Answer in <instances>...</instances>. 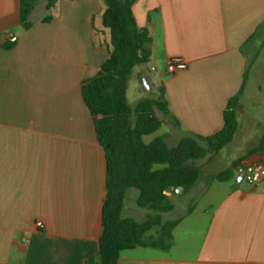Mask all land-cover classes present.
Returning <instances> with one entry per match:
<instances>
[{"label":"crops","instance_id":"crops-1","mask_svg":"<svg viewBox=\"0 0 264 264\" xmlns=\"http://www.w3.org/2000/svg\"><path fill=\"white\" fill-rule=\"evenodd\" d=\"M37 1L23 29L19 0H0V264H84L97 253L106 190L81 86L108 57V29L100 0H56L50 9ZM132 13L151 55L133 67L125 95L131 105L129 95L157 99L163 88L168 111L155 113L167 128L154 137L171 147L214 134L235 94L237 128L197 161L169 247L124 249L117 264H264V180L238 181L235 170L241 160L264 162V0H134ZM172 57L186 67L168 72ZM228 168L227 180L213 179ZM137 196L126 190L121 216L156 222V211L128 205ZM159 235L154 223L143 240Z\"/></svg>","mask_w":264,"mask_h":264},{"label":"trees","instance_id":"trees-1","mask_svg":"<svg viewBox=\"0 0 264 264\" xmlns=\"http://www.w3.org/2000/svg\"><path fill=\"white\" fill-rule=\"evenodd\" d=\"M37 0H19V22L30 27L29 14ZM103 4L102 24L108 29V57L98 72L81 86L82 99L94 124L96 140L104 151L105 198L101 207L102 231L95 256L84 264H117L120 251L135 246L150 245L167 248L171 230L178 219L161 222L136 221L121 216L127 189L138 190L136 203L152 211L168 212L174 207L165 191L171 187L192 188L198 179L199 159L218 152L230 142L236 132L238 94L229 97L222 111V127L210 136H186L174 146H168L161 136L144 142L142 137L161 125L155 110L168 111L160 87L157 99L145 98L133 106L126 99L127 81L134 66L144 65L151 55V39L145 27H139L132 13L134 0H100ZM56 0H47L46 8ZM45 16L42 21H48ZM13 42L5 44L8 48ZM131 115H134L131 121ZM264 145V135L260 147ZM159 166V167H157ZM231 169L214 174L213 179L225 181ZM181 192V193H182ZM157 223V240L145 242L144 234Z\"/></svg>","mask_w":264,"mask_h":264},{"label":"built area","instance_id":"built-area-1","mask_svg":"<svg viewBox=\"0 0 264 264\" xmlns=\"http://www.w3.org/2000/svg\"><path fill=\"white\" fill-rule=\"evenodd\" d=\"M186 61L181 57L169 58L166 62V70L168 72H175L184 69ZM235 170L239 175H242V181L249 184H259L264 180V162L262 160H241L236 166ZM42 221L36 222L37 227H42Z\"/></svg>","mask_w":264,"mask_h":264},{"label":"rangeland","instance_id":"rangeland-1","mask_svg":"<svg viewBox=\"0 0 264 264\" xmlns=\"http://www.w3.org/2000/svg\"><path fill=\"white\" fill-rule=\"evenodd\" d=\"M37 2H38V4H40L42 2V0H38ZM261 56L264 59V54L263 53H262V55L260 54L259 59H261ZM153 92H155V91H153ZM153 92L151 93V95L154 94ZM129 101L131 102V105L133 106L134 103H136V101H138V100H136L135 102H133L134 99L129 95ZM133 119H134V115H131V121H133ZM166 128H167L166 127V124L163 122L161 124V126H159V128L156 129L154 132H152L150 134H147V135H144L142 137L143 141L144 142L151 141L154 138V136H156V134L158 135V134L163 133V131H165ZM157 167H159V166H157ZM181 192L182 191H180L178 194L177 193L176 194L175 193L169 194L168 197L170 198L171 202H174L175 203V205H176L177 208L175 210H173V211L159 212L158 213V218H159L160 221L171 220L173 218H176V217L180 216L183 213V211L185 210V207H186L185 206L186 203H183L182 205H180L182 203V200H183L182 193H184V192H182V193ZM128 203H127L128 205H130L131 207L135 208L140 214H144L143 213L144 212L143 211L144 209L140 208L138 205H135L131 201H128Z\"/></svg>","mask_w":264,"mask_h":264},{"label":"water","instance_id":"water-1","mask_svg":"<svg viewBox=\"0 0 264 264\" xmlns=\"http://www.w3.org/2000/svg\"><path fill=\"white\" fill-rule=\"evenodd\" d=\"M142 81H143L144 86L147 88L148 87V79L146 77H143ZM238 181H242V175L238 176ZM171 190H174L175 192L178 193L182 190V187L181 186H178L176 188L171 187ZM170 193L171 192H169V191H165V194H170Z\"/></svg>","mask_w":264,"mask_h":264}]
</instances>
